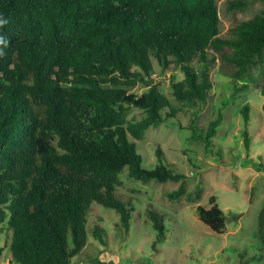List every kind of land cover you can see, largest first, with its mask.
Returning a JSON list of instances; mask_svg holds the SVG:
<instances>
[{
    "label": "trees",
    "instance_id": "1",
    "mask_svg": "<svg viewBox=\"0 0 264 264\" xmlns=\"http://www.w3.org/2000/svg\"><path fill=\"white\" fill-rule=\"evenodd\" d=\"M253 1L264 3L227 0L226 10L244 11ZM0 22V225L11 231L4 264H72L87 245L94 203L115 209L128 231L133 209L115 195L126 169L144 184L182 180L160 148L157 166L144 167L131 140L164 122L166 108L167 117L177 114L154 82L153 58L164 72L184 74L171 80L173 97L198 111L209 99L217 55L236 77L264 70V8L229 38L220 36L216 0H0ZM140 85L146 90L133 92ZM130 108L145 117L128 122ZM242 114L248 124L247 105ZM222 120L220 112L201 131L207 149ZM244 142L249 148L248 131ZM185 195L182 182L167 196ZM210 204L199 206L198 216L221 234L227 216L215 197ZM149 214L156 247L167 239L164 220ZM258 225L264 247V205ZM104 233L93 230L106 244Z\"/></svg>",
    "mask_w": 264,
    "mask_h": 264
},
{
    "label": "rangeland",
    "instance_id": "2",
    "mask_svg": "<svg viewBox=\"0 0 264 264\" xmlns=\"http://www.w3.org/2000/svg\"><path fill=\"white\" fill-rule=\"evenodd\" d=\"M227 0H216L220 17V36L230 37V30L250 19L264 8L253 1L244 11L229 12ZM213 54H210L212 59ZM154 82L171 101L177 114L150 127L142 140H135L144 167L154 169L158 164L156 150L164 153V162L177 174L180 182L144 184L129 177L126 169L120 175L116 189L118 197L131 213L130 229L121 227L120 214L112 208L94 203L88 215L86 247L72 264H264V247L258 236V216L264 205V70L252 68L248 74L234 76V69L217 55L209 65L212 89L201 111L178 103L173 97L171 80L184 79V74L164 72L153 58ZM201 69L200 63H194ZM142 85L133 92L142 94ZM249 107V122L245 123L242 109ZM223 120L209 149L201 139V131L219 113ZM145 113L130 108L128 122L139 121ZM196 128V129H194ZM249 132L250 146L244 142ZM184 182L186 195L178 200L168 199V193ZM190 194V196L188 195ZM216 202L227 216L223 233H214L199 218L197 208H210ZM164 220L167 239L154 246L157 231L150 211ZM96 226L105 230L106 244L93 235ZM11 231L7 223L0 225V264L10 258Z\"/></svg>",
    "mask_w": 264,
    "mask_h": 264
},
{
    "label": "clouds",
    "instance_id": "3",
    "mask_svg": "<svg viewBox=\"0 0 264 264\" xmlns=\"http://www.w3.org/2000/svg\"><path fill=\"white\" fill-rule=\"evenodd\" d=\"M0 23H2V22H0ZM0 43H3V41H2V40H0Z\"/></svg>",
    "mask_w": 264,
    "mask_h": 264
},
{
    "label": "crops",
    "instance_id": "4",
    "mask_svg": "<svg viewBox=\"0 0 264 264\" xmlns=\"http://www.w3.org/2000/svg\"><path fill=\"white\" fill-rule=\"evenodd\" d=\"M73 259H74V258H73ZM73 259H72V260H73Z\"/></svg>",
    "mask_w": 264,
    "mask_h": 264
}]
</instances>
